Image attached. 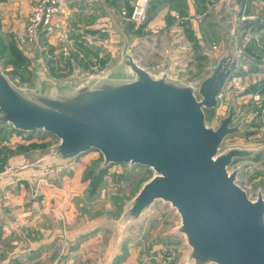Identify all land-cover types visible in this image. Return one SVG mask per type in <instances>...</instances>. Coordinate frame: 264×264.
Masks as SVG:
<instances>
[{
    "label": "rangeland",
    "instance_id": "1",
    "mask_svg": "<svg viewBox=\"0 0 264 264\" xmlns=\"http://www.w3.org/2000/svg\"><path fill=\"white\" fill-rule=\"evenodd\" d=\"M36 2L0 0V67L23 88H38L43 77L78 82L110 71L121 58V32L142 67L153 72L169 68L175 78L198 85L225 52L229 34L235 31L245 53L238 72L220 96L218 108L206 111V123L218 126L233 102L241 110L243 133L229 137L222 149L262 150L236 161L231 169L240 167L238 182L250 199L255 200L260 191L264 194V0H149L148 20L139 26L122 18V12H129L136 0H69L57 15L60 26L37 44L24 46L20 37ZM14 50L21 52L28 65L21 68L15 63ZM236 83L241 88H235ZM57 142L55 136L40 129L20 133L0 124V168L4 159L13 158L7 174L15 179L26 169L24 174L29 175L24 183L30 203L25 201L19 208L7 199L3 205L10 221L17 220L18 209L26 210L43 196L50 210L46 213L48 225L52 226L56 217L63 238H76L75 244L82 249L78 264H91L81 257L93 250L103 253L102 248L111 254L119 250L118 263L156 264L167 252L174 258L171 264H182L188 248L184 237L174 234L181 221L170 204L157 201L136 223L120 225L126 206L155 175L153 170L129 164H113L103 170L104 158L95 150L59 167H34L36 159L48 154ZM16 187L18 192L22 185ZM37 188L48 194L39 196ZM49 192L58 195L53 198ZM89 237L100 240L86 242ZM20 239L12 234L3 236L0 230V263ZM61 246V255L53 259L52 251L46 264H55L57 258L59 264L69 257V240Z\"/></svg>",
    "mask_w": 264,
    "mask_h": 264
},
{
    "label": "water",
    "instance_id": "2",
    "mask_svg": "<svg viewBox=\"0 0 264 264\" xmlns=\"http://www.w3.org/2000/svg\"><path fill=\"white\" fill-rule=\"evenodd\" d=\"M121 34L118 64L78 82L43 77L38 88H23L0 67V124L57 138L34 167H59L95 150L104 158L103 170L113 164L153 170L120 225L136 223L157 201L170 204L181 221L174 234L188 248L182 264H264V194L250 199L238 182L240 167L231 169L262 150L222 149L229 137L243 133L234 102L218 126L206 123V111L218 108L245 53L236 32L198 85L175 78L169 68L145 69Z\"/></svg>",
    "mask_w": 264,
    "mask_h": 264
},
{
    "label": "crops",
    "instance_id": "3",
    "mask_svg": "<svg viewBox=\"0 0 264 264\" xmlns=\"http://www.w3.org/2000/svg\"><path fill=\"white\" fill-rule=\"evenodd\" d=\"M12 160L13 158L5 159V163L3 162V164L5 165L0 168V230H3V236L12 234L19 236L21 239L13 244V250L10 254H8V256L2 258L3 261H1L2 263L0 264H46L47 255H50L48 257L51 258L52 251L53 259H55V256L58 255V253H60L61 255V245L63 241L68 240L70 244L69 257L67 259H64L63 261H60L59 264H66L68 260V262H70L69 264H78L79 262L77 258L79 255V251H81L82 249H78L77 244H75L77 243L76 238H73V240L71 237L69 239L63 238L60 229V221L56 222L55 220H58L56 217H54L55 220L52 219L53 225H48L49 222H47L46 213H48V211L50 210L47 209L46 205L43 203V196H40L42 194L41 192H46L48 194L45 189H43V191H40L37 188V193H39L38 195L40 196V198L37 199L38 202H35L34 205L30 204L31 206H27L26 210L22 208H17V220L10 221V219H8L6 211L2 210L3 205H5V203L7 202V199H9L8 201H10L11 204L17 203L14 206H18L19 208L21 207V205L24 204L25 201L28 203H30L31 201V199H28L26 197V192L28 191L25 190L24 183V180L29 178V175L24 174V171L20 176H17L15 179H12V176L7 175L6 171L10 169V167L8 168V166L10 165ZM16 183L22 185V188L19 189L20 191H18L20 194H18V187H16L19 186V184ZM49 194L53 195V198H56V196L58 195L50 192ZM33 198L36 199V196L33 195ZM41 204H44V206ZM76 236L77 234L75 235V237ZM97 240H100V238L89 237L86 242ZM47 246H52L53 250H51V248ZM102 252L103 253H101L99 250H93L91 251V254L89 252L84 254V256L81 257V260L87 259L86 261H89L91 264L130 263V260L123 262L121 261L119 263L117 262L121 256V252L119 251H116L114 254H111L108 248H102ZM56 260H58V258ZM56 260L55 264L58 263V261Z\"/></svg>",
    "mask_w": 264,
    "mask_h": 264
},
{
    "label": "built area",
    "instance_id": "4",
    "mask_svg": "<svg viewBox=\"0 0 264 264\" xmlns=\"http://www.w3.org/2000/svg\"><path fill=\"white\" fill-rule=\"evenodd\" d=\"M69 0H37L36 5L25 27V33L20 37L24 46H32L38 43L43 35L54 32L60 23L56 21L60 8ZM150 10L149 0H136L129 12H122L123 17H129L136 26L144 24L148 20ZM235 88H241L239 83ZM174 258L165 252L156 261V264H171Z\"/></svg>",
    "mask_w": 264,
    "mask_h": 264
},
{
    "label": "trees",
    "instance_id": "5",
    "mask_svg": "<svg viewBox=\"0 0 264 264\" xmlns=\"http://www.w3.org/2000/svg\"><path fill=\"white\" fill-rule=\"evenodd\" d=\"M13 54H14V58H15L14 61L19 67L23 68V66L25 64L28 65L26 58H24V56L21 54V52L19 50H14Z\"/></svg>",
    "mask_w": 264,
    "mask_h": 264
}]
</instances>
